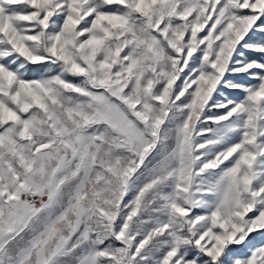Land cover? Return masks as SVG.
Masks as SVG:
<instances>
[{"label":"snow or ice","instance_id":"obj_1","mask_svg":"<svg viewBox=\"0 0 264 264\" xmlns=\"http://www.w3.org/2000/svg\"><path fill=\"white\" fill-rule=\"evenodd\" d=\"M0 264H264V0H0Z\"/></svg>","mask_w":264,"mask_h":264},{"label":"rangeland","instance_id":"obj_2","mask_svg":"<svg viewBox=\"0 0 264 264\" xmlns=\"http://www.w3.org/2000/svg\"><path fill=\"white\" fill-rule=\"evenodd\" d=\"M225 91L227 92V90H225ZM227 94H228L230 97H236V96L239 95V93H236V92H228ZM254 240H255L256 242H259L260 237H259V236H256V237H254Z\"/></svg>","mask_w":264,"mask_h":264}]
</instances>
